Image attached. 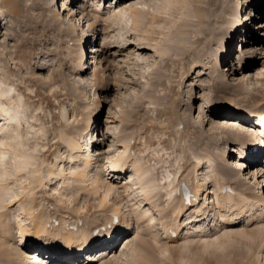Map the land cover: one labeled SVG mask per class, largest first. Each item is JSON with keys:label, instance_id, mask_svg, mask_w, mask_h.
I'll return each mask as SVG.
<instances>
[{"label": "rangeland", "instance_id": "374dc122", "mask_svg": "<svg viewBox=\"0 0 264 264\" xmlns=\"http://www.w3.org/2000/svg\"><path fill=\"white\" fill-rule=\"evenodd\" d=\"M133 11L142 20L136 23ZM118 14L123 22L117 24ZM233 14L241 22L228 29ZM95 45L101 51L92 53ZM262 48L264 0H0V83L27 105L17 150L35 156L15 174L9 166L14 151L8 149L0 165V264H25L30 246L48 244L31 236L38 221L49 236L106 228L89 236V247L70 241L74 252L87 246L75 264H135L136 256L138 264H264V204H258L264 192ZM221 109L225 115L216 114ZM219 125L239 138L217 134ZM68 143L77 148L71 151ZM88 156V183L95 181L97 194H87L73 173L67 174L68 189L61 188L58 170L83 171ZM114 162L121 172L112 171ZM219 164L235 180L213 181L208 166ZM135 166L147 171L142 182L154 185L146 198L140 189L129 190ZM206 172L211 183L202 181ZM182 186L197 198L181 207ZM107 188L106 208H98ZM173 208L179 210L176 219ZM196 208L207 219L196 223ZM237 214L232 223L224 220ZM113 218L129 228L109 246L104 233L114 229L106 227ZM20 230L28 232L22 244ZM166 230H176L170 242ZM128 234L132 245L115 249ZM41 254L47 264L71 262Z\"/></svg>", "mask_w": 264, "mask_h": 264}, {"label": "bare ground", "instance_id": "6f19581e", "mask_svg": "<svg viewBox=\"0 0 264 264\" xmlns=\"http://www.w3.org/2000/svg\"><path fill=\"white\" fill-rule=\"evenodd\" d=\"M10 1V0H9ZM54 2V1H53ZM56 4H57V2H56ZM127 4H129V2L127 3ZM57 6V5H56ZM62 6H65V5H62ZM61 6V7H62ZM67 7V6H66ZM66 7H64V8H66ZM59 8V7H58ZM63 8V7H62ZM52 9V8H51ZM57 9V8H56ZM67 9V8H66ZM65 10V9H64ZM57 12V11H56ZM132 16L134 17V19H135V21H136V23L137 22H139L140 20H142V16H141V14L139 13V12H137V11H133V13H132ZM57 16H56V14H54L52 17H51V22L53 23L57 18H56ZM233 19L230 21V23H229V26H228V29L229 28H231V27H234V26H237L241 21H240V18H239V15H236L235 16V14H233ZM60 18H61V16H60ZM49 21V20H48ZM105 21V20H104ZM115 21L117 22V24L118 23H122L123 22V19H122V16L121 15H116L115 16ZM63 22V21H62ZM49 23L50 22H48V25H49ZM55 23V22H54ZM62 24V23H61ZM136 25V24H135ZM124 27V26H123ZM125 28V30H127V28L126 27H124ZM123 28V29H124ZM122 29V30H123ZM130 31H133V32H137V30H136V28H132ZM126 32V31H125ZM128 32V31H127ZM142 32H146V29H144V30H142ZM253 40V39H252ZM255 40V39H254ZM115 41V40H114ZM113 41V42H114ZM144 43H147V42H144ZM245 43H248L247 41H245ZM113 44H115V46L116 45H121V43H120V41L118 42L117 40H116V42H114ZM140 44H143V43H140ZM262 46V45H261ZM97 47H99V46H97V45H95V46H93V47H91V52L92 53H96V52H98V51H101L99 48H97ZM261 51H260V54H262L263 53V55H264V49L262 48V49H260ZM241 51V50H240ZM90 52V53H91ZM97 57L98 56H94L93 58H94V60H92L91 62H93V76H94V78H96L97 76H96V72L97 71H95L96 69H97V62L99 61V60H97ZM262 58H264V56L262 57ZM244 60V59H243ZM242 62V63H241ZM81 63V61H79L78 62V65ZM239 64V63H238ZM243 64V61H240V65H242ZM76 65V64H75ZM73 66V70L75 71L76 69H78V71H80V72H82L83 71V69L84 68H82L81 67V65L80 66ZM219 65H220V63H219ZM244 65V64H243ZM88 69V68H87ZM220 69H222V66H220ZM213 70H215V67L213 68ZM222 70H220V72H221ZM227 71V70H226ZM81 86H83V84L81 85ZM11 92V88H9V87H7V86H4L3 84H1L0 83V165H1V163L3 162V160H4V158L6 157V153H7V150L8 149H10V150H13L14 151V155H13V159H12V161L10 162V164H9V166H10V168L14 171V173L15 174H18V173H20L21 171H23L24 169H26L29 165H31L32 164V162L35 160V156H33V154L31 155V154H29L28 152H25V151H20V150H17V148L19 147V146H21L22 145V139H23V137H22V135H21V131H22V126H21V123H20V119H21V116L23 115V109L27 106L25 103H23L22 102V96H20V95H18L17 93L15 94V96H11V94L9 95V93ZM8 95V98L7 99H5L6 98V96ZM215 111V110H214ZM221 111V112H220ZM219 111V113H216V114H219V115H225L224 113H225V110L223 109H221ZM228 112V111H227ZM227 115V114H226ZM259 115V114H258ZM259 119H261V117L259 118ZM191 126H194V125H196L195 124V122H191V123H189ZM10 126H12V129H11V131H9V132H7V133H4V129L5 128H7V127H10ZM217 127V128H216ZM215 128H216V130H217V134H219V135H230V136H232L233 137V139H237V138H239L238 136H237V134L238 133H236V132H234L233 130L231 131L230 129H232V128H230V127H227V126H221V125H219V126H216ZM86 130H88L89 131V125H87V127H86ZM82 131H84V133L86 132L85 131V128H84V130H82ZM237 132H238V130H237ZM210 133V132H209ZM30 134V132H28V131H26L25 132V136H28ZM208 134V133H207ZM211 138H213L214 136L212 135V136H210ZM3 139H5L6 141H7V144L5 143L4 144V142H3ZM61 139L63 140V137L61 136ZM245 143H247V142H245ZM69 144V147H70V149H71V151H74L76 148H77V146L75 145V144H73V143H68ZM6 145V146H5ZM239 148V151L240 152H242L243 153V150L240 148V145L238 146ZM248 150L250 151V150H252V146H249V144H248ZM78 148H79V146H78ZM235 148V147H234ZM233 148V149H234ZM236 152V151H235ZM233 153V152H232ZM93 154V153H92ZM71 155V154H70ZM89 156H90V154H89ZM85 157V158H83V162H84V164L86 165V168H85V170H83V171H79V172H74L73 170H74V168H72L71 167V169L69 170V172H67L66 173V170L64 169V167H61L58 171L60 172V177H58L57 179H58V185H60L61 186V188H63V189H65V190H67L68 189V183H67V174H70V173H73V176H74V179H75V181L76 182H78V184L79 185H81V187H83V190H85L86 192H87V194H89V195H96L97 194V188H95L94 186H93V184H94V182L95 181H93V182H91V183H88L89 182V178H88V168L89 167H91L90 165H91V162H92V160H91V158L90 157ZM222 158L223 159H225L224 158V156H222ZM69 159H71L72 161H74L75 159H74V157H72V156H69ZM253 162H254V160H253ZM116 164V165H115ZM119 164V163H118ZM117 164V162L115 163H112L111 164V169H112V171L114 172H116V173H119V172H121L122 171V168L121 167H119V165ZM228 164V163H227ZM229 165V164H228ZM59 167V166H58ZM6 168H8L7 166H6ZM208 168H209V171L211 172L210 174H213V181H217V184H221V182H225L224 180H225V178H226V176L227 177H229L231 180H235V175H233V173H230V171L228 172V170H229V167H227L226 165H224V164H219V166L218 167H214L213 165H209L208 166ZM3 169H5V168H3ZM58 169V168H57ZM39 170L40 169H37L36 171H35V173H37V172H39ZM32 173H34V171L32 172ZM91 173V172H90ZM50 174H52V173H50ZM147 174V171L146 170H144V169H142V168H139L138 166L136 167H134L133 168V172L132 173H130V175H129V177H130V186L131 187H129V190H130V192L132 193V191L134 190V189H140L142 192H143V194H144V196H145V198L147 197L146 196V189L148 190V188L150 187V188H154L153 186V184L151 183V181H146L145 183L144 182H142V178L145 176ZM219 174H221L222 176H223V178H222V180L220 179H216L215 177H219L218 175ZM2 175H3V170L2 169H0V177H2ZM16 176V175H15ZM14 176V177H15ZM203 176V175H202ZM205 177L206 178H203L202 179V181L204 182V183H211L212 182V180H211V177L210 178H208V175H207V172L205 173ZM201 179V178H200ZM227 179V178H226ZM38 181H40V180H37V182ZM228 181V180H227ZM41 182V181H40ZM35 183H36V181H35ZM40 184V183H39ZM127 184H128V182H127ZM201 184V183H200ZM226 184H229V182H226ZM38 185V184H37ZM56 186H57V184H56ZM93 186V187H92ZM38 187V186H37ZM90 187L92 188V189H90ZM4 188L5 187H3V186H1L0 187V192H3L4 191ZM56 188H59V187H56ZM82 189V188H81ZM221 189V188H220ZM60 190V189H59ZM176 189L175 188H173V190H171V193L173 192V191H175ZM128 191V190H127ZM218 191V190H217ZM110 192H111V189L110 188H107L106 189V191H104V194H103V196H102V198L100 199V201L98 202V208H106V200H107V197L109 196V194H110ZM222 193L224 194V193H226V192H224V190H222ZM190 194V198H189V200L188 201H190V202H192V201H195V199L197 198V194L196 193H189ZM213 194H214V196H215V203L217 204V194L215 193V191H213ZM262 196H261V198H260V200L258 201V204L261 206L262 204H264V192L261 194ZM18 196H15L14 197V199H16ZM87 197V196H86ZM228 197V196H227ZM230 198V197H229ZM228 198V199H229ZM17 200V199H16ZM146 200H148V199H146ZM209 199H207V201H208ZM59 201H61V200H59ZM210 201V200H209ZM214 200H212V202H213ZM186 201H185V199L181 196V207L184 205V204H186L185 203ZM214 203V202H213ZM114 206L110 209L111 211H112V213L114 214H118V211H119V209H118V207H116L115 206V204H113ZM190 205V204H189ZM258 205V206H259ZM186 206V205H185ZM217 206V205H216ZM218 208L220 207L219 205L217 206ZM2 208V206L0 205V209ZM207 208V207H206ZM227 211H229V210H231V207H227V209H226ZM175 211H176V213H177V215L179 214V210H177V208H173V209H171L170 210V216H175L174 215V213H175ZM226 211V212H227ZM78 213V212H77ZM76 213V214H77ZM228 213V212H227ZM232 213H234V212H232ZM194 214H196V215H194L195 216V219H194V221L196 222V223H199V221H204L205 219H207V216H206V213L205 212H203V209L202 208H196V210H195V213ZM169 215V214H168ZM177 215L175 216V219L177 218ZM239 214H237V215H235V218H227V219H224V220H226V221H229V222H233V221H235V219H237L236 218V216H238ZM142 217L143 216H138V219L139 220H141L142 219ZM191 217V216H190ZM216 217L218 218V220H223V218H224V216L222 215V214H220V213H218L217 212V214H216ZM247 217H249V216H247ZM246 217V218H247ZM217 218L215 219H213L214 220V225H213V227L214 226H217L216 224H217ZM151 219H153V218H151ZM147 220L148 221V223L151 225V227H152V224L154 225V223H152V220ZM114 220V218L110 221V224H112L111 222ZM126 220V219H125ZM186 220H188V218L186 219ZM190 220V219H189ZM188 220V221H189ZM250 220V219H249ZM118 223H116V224H112V226L114 225L115 227H114V229H113V231L114 232H118L119 231V229H128L129 228V225H125V223H124V227H123V225H122V227H121V221H119V220H116ZM127 221V220H126ZM193 221V222H194ZM192 223V222H191ZM249 223V222H248ZM150 225H148L149 227H150ZM111 226V227H112ZM110 227V228H111ZM117 227V228H116ZM119 227H121V228H119ZM212 227V228H213ZM79 228V227H78ZM78 228H76V229H73L71 232L69 231L68 233H65V234H60V233H58V236H56V234H51V236H49V234L47 235L46 234V230H45V228L44 227H42L41 226V223L38 221L37 222V224H35V226H34V230H33V234H31V236H33L34 238H41V237H44L45 239V243L46 242H48V244H40V247H38V248H34V247H32V246H30L29 248H30V251H31V253H30V257H28V261H26V263L25 264H47V262H44L43 260H44V258H42L43 256H41V253H43V254H45L46 253V257H49L50 259H54L55 261H59L60 259H57V258H59V256H61L62 257V259L64 260V259H67V261H71V262H68L67 264H75L76 262H77V259L78 258H76V257H81V256H77V254H75V252L73 251L74 250V248H69V243H70V241H72V243L71 244H73V240L75 239V244L77 243L78 244V242H80V241H83V242H85V244L88 246V244L90 245V243H92L91 241H89V236H92V235H94V234H92L91 235V232H90V230L89 229H87V228H84V226L83 227H81L79 230H78ZM110 228H107V229H110ZM216 228V227H215ZM174 229V228H173ZM57 230V229H56ZM111 230V229H110ZM211 231V230H210ZM217 231V230H216ZM56 232V231H55ZM57 232H59L58 230H57ZM174 232H176V230H166V233H167V236H166V239L170 242L171 241V239H172V233H174ZM218 233H219V231H217ZM217 232H215V234L217 233ZM19 233H20V236H19V239H20V243L22 244L23 243V239L25 238V233H27L28 234V232H26V230H20L19 231ZM111 233H113L112 231H110V233L109 234H111ZM105 234H107V233H104V235ZM109 234H107L108 235V237H109ZM130 234V233H129ZM129 234L128 235H126V236H123V237H121V239L120 240H122V242H120V240L117 242V244H116V246H115V249H119L120 247H121V249L123 248V246L125 245V247L123 248V249H125V248H127V247H129V246H131L132 245V241H133V239L131 238V237H129ZM215 234H209L211 237L213 236V235H215ZM72 235H74V236H72ZM202 236H204V237H202V238H205V239H207V237H208V234H206V235H202ZM244 236H247V234H245ZM29 238V237H28ZM104 238H105V236H104ZM227 238V237H226ZM38 239V240H39ZM29 241L30 240H33V238H29L28 239ZM115 241V239H111L110 241H109V243L108 244H112L113 242ZM89 242V243H88ZM124 242V243H123ZM126 243V244H125ZM19 244V243H18ZM119 244H120V246H119ZM48 246V247H52V249L53 250H51V249H48V252H47V249H45L44 250V248H43V246ZM92 245H94V244H92ZM84 246V245H83ZM70 247H72V246H70ZM89 247V246H88ZM119 247V248H118ZM91 248L92 247H90V249H88V251H90L91 250ZM32 249V250H31ZM114 249V250H115ZM41 251V252H40ZM50 251V252H49ZM76 251V250H75ZM87 252V251H86ZM109 252H111V251H109ZM108 252V253H109ZM123 252L121 251V254H122ZM136 253V252H135ZM55 254V255H54ZM106 254V253H105ZM115 254V253H114ZM90 255V254H89ZM102 255V254H101ZM76 256V257H75ZM106 257H107V255H106ZM48 258V259H49ZM69 259H71V260H69ZM99 259H101V257H99L98 258V261H99ZM165 260H167V259H165ZM49 261V260H48ZM44 262V263H43ZM133 262L135 263V264H138L139 263V257L138 256H136V257H133ZM117 264V263H116Z\"/></svg>", "mask_w": 264, "mask_h": 264}]
</instances>
